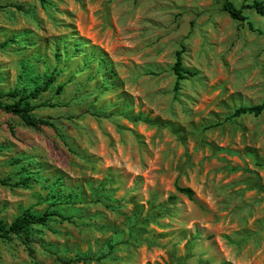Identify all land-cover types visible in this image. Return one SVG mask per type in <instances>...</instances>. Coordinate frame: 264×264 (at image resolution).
Here are the masks:
<instances>
[{
  "label": "rangeland",
  "instance_id": "obj_1",
  "mask_svg": "<svg viewBox=\"0 0 264 264\" xmlns=\"http://www.w3.org/2000/svg\"><path fill=\"white\" fill-rule=\"evenodd\" d=\"M223 1L0 0V93L26 59L57 74L31 113L53 128L0 110V181L16 179L18 160L42 178L0 184V220L42 213L57 178L82 195L55 208L70 221L0 239V264H264V111L226 120L264 101V16L229 0L250 30ZM72 38L105 54L113 87H101L96 54L81 70ZM177 51L195 76L175 91Z\"/></svg>",
  "mask_w": 264,
  "mask_h": 264
},
{
  "label": "trees",
  "instance_id": "obj_2",
  "mask_svg": "<svg viewBox=\"0 0 264 264\" xmlns=\"http://www.w3.org/2000/svg\"><path fill=\"white\" fill-rule=\"evenodd\" d=\"M245 7L252 9L259 16H264V1L253 0L248 6ZM245 7L237 8L229 0H224L222 5L223 11L227 13L232 20L237 22H246L248 28L251 30L253 29L252 24L248 22L247 18L243 15V9ZM72 39H74L72 42L76 41V51H79V53H83L82 60L84 61V66L82 67V69L80 67V69L83 70V68L86 67V62L89 63L92 60L96 59L94 58L96 54V70L101 74V87L103 89L113 87V72L111 70V64H109V62L105 61L104 59L105 54L103 52H100L99 50L91 54L88 51V49L91 48L88 42H85L80 38ZM13 42H16V40ZM22 44L24 43L22 42ZM66 51L67 50L63 49L59 54L56 53L55 55L56 57L61 55L62 57L67 59ZM37 59L40 60L41 58L38 56ZM43 62H45V60H43ZM22 67L24 71H22V73L17 77L16 86H14L13 89L9 92L2 94L0 93V99L3 97H7L12 101L11 103H3L0 101V110L4 111L7 114L16 116L18 119H20L25 127L35 130H40L42 127L53 128L54 124L50 120L36 118L31 113L36 108L32 104V102L36 100L41 94L49 91L53 83L56 82L57 74H48V72L40 74L37 68L32 67L31 59H26L24 63H22ZM47 69L48 66L46 70ZM172 71L176 77L175 91L179 89L180 81L185 80L188 77L195 76L194 71L189 69L185 70L182 68L180 51H177L175 53ZM63 88V84H58L56 92H59L60 94ZM262 111H264V101L255 106L239 107L235 109L233 113L226 118V120L237 118L242 115L259 116ZM16 163L20 164L19 170L16 174V179L14 181H12L10 178H8L7 180H1V185L9 186L11 188L30 189L33 182L41 183L42 178L39 175V170H30L29 167L31 166V164L21 163L20 160H18ZM49 188L50 190H48L46 195L42 198V203H46V207L42 213L34 212L31 208H28L23 210L8 224L3 220H0V239H9L11 236L28 238V232L33 227L45 226L49 221H53L56 218L61 221L71 220V215H63L61 209L57 210L55 208L57 206H65L70 208L69 210H72L75 204L82 202V195L80 193H75L74 191L66 193L68 188L60 184L58 178L51 183ZM178 191L189 198L193 195V191L189 188H179ZM169 200L170 203H173L175 198L169 197ZM111 247L112 245H108V249H110ZM85 257L86 256H78L72 262H86L87 260H94V258L92 257ZM96 257L97 258L95 259H101L103 256L99 255Z\"/></svg>",
  "mask_w": 264,
  "mask_h": 264
}]
</instances>
